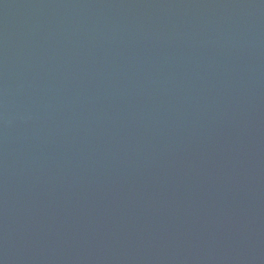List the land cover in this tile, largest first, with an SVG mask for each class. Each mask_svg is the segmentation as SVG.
I'll return each instance as SVG.
<instances>
[{"label": "water", "instance_id": "obj_1", "mask_svg": "<svg viewBox=\"0 0 264 264\" xmlns=\"http://www.w3.org/2000/svg\"><path fill=\"white\" fill-rule=\"evenodd\" d=\"M0 264H264V0H0Z\"/></svg>", "mask_w": 264, "mask_h": 264}]
</instances>
